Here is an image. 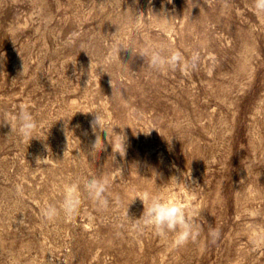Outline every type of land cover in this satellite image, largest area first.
<instances>
[{"label": "rangeland", "instance_id": "1", "mask_svg": "<svg viewBox=\"0 0 264 264\" xmlns=\"http://www.w3.org/2000/svg\"><path fill=\"white\" fill-rule=\"evenodd\" d=\"M121 46L178 60L160 71ZM21 105L40 137L4 122ZM96 111L123 155L94 131ZM92 178L98 200L83 187ZM76 181L78 210L46 218ZM172 191L192 196L195 235L181 246L139 219L138 196ZM252 232H264L253 0H0V264H264Z\"/></svg>", "mask_w": 264, "mask_h": 264}, {"label": "clouds", "instance_id": "2", "mask_svg": "<svg viewBox=\"0 0 264 264\" xmlns=\"http://www.w3.org/2000/svg\"><path fill=\"white\" fill-rule=\"evenodd\" d=\"M253 6L257 15L264 14V0H253ZM131 48L133 54H139L146 59L147 64L154 69L164 71L167 68H172L178 60V54L168 51L164 54L163 48H155L148 46L147 48L121 46V48ZM90 112V111H89ZM4 122L10 123L12 132L17 133L24 138H33L39 136L36 133L37 121L33 114L26 110L24 105L20 106L19 112L13 114L11 117L6 116ZM93 123L94 131L98 127L100 131L106 133L108 142L113 146L115 152H125L124 140L121 141L122 134L110 131L105 127L103 114L96 111V116ZM40 137V136H39ZM104 138L97 136L93 145L92 154L100 152L104 148ZM123 148V151L121 149ZM171 181V180H170ZM179 183L177 179V184ZM84 190L88 197L98 200L105 191L104 182L97 178H92L84 182ZM143 201L144 211L141 219L145 225L152 226L158 233L171 232L175 236V243L181 246L194 237L193 231L195 225L192 223V216L190 210V201L192 196L187 191L169 192L168 194H145L138 196ZM80 206V186L79 182H72L63 185V199L59 206L54 204L46 205L42 209V214L48 218L53 219L60 212L68 218L78 210ZM250 240L255 247H264V232L259 234L250 233Z\"/></svg>", "mask_w": 264, "mask_h": 264}]
</instances>
